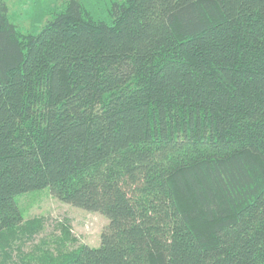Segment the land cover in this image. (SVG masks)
<instances>
[{
  "label": "trees",
  "instance_id": "obj_1",
  "mask_svg": "<svg viewBox=\"0 0 264 264\" xmlns=\"http://www.w3.org/2000/svg\"><path fill=\"white\" fill-rule=\"evenodd\" d=\"M0 0V235L48 188L103 215L44 264H264V0Z\"/></svg>",
  "mask_w": 264,
  "mask_h": 264
},
{
  "label": "rangeland",
  "instance_id": "obj_2",
  "mask_svg": "<svg viewBox=\"0 0 264 264\" xmlns=\"http://www.w3.org/2000/svg\"><path fill=\"white\" fill-rule=\"evenodd\" d=\"M10 19L22 32H34L51 16L60 0H4ZM96 15L105 0H80ZM22 223L0 235V264H44L50 255L66 253L79 244L97 247L107 219L64 203L48 188L15 197Z\"/></svg>",
  "mask_w": 264,
  "mask_h": 264
}]
</instances>
